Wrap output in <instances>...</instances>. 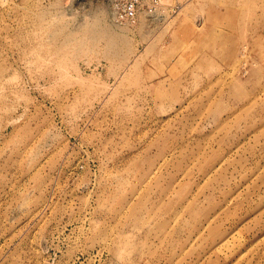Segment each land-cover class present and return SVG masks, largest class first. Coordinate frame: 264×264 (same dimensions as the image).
Returning <instances> with one entry per match:
<instances>
[{"label": "rangeland", "instance_id": "rangeland-1", "mask_svg": "<svg viewBox=\"0 0 264 264\" xmlns=\"http://www.w3.org/2000/svg\"><path fill=\"white\" fill-rule=\"evenodd\" d=\"M115 8L0 0V264H264V0Z\"/></svg>", "mask_w": 264, "mask_h": 264}, {"label": "built area", "instance_id": "built-area-1", "mask_svg": "<svg viewBox=\"0 0 264 264\" xmlns=\"http://www.w3.org/2000/svg\"><path fill=\"white\" fill-rule=\"evenodd\" d=\"M114 1H116L115 13H117V18H118L117 20L120 23H123V21L135 17L138 11L139 0H114Z\"/></svg>", "mask_w": 264, "mask_h": 264}, {"label": "bare ground", "instance_id": "bare-ground-1", "mask_svg": "<svg viewBox=\"0 0 264 264\" xmlns=\"http://www.w3.org/2000/svg\"><path fill=\"white\" fill-rule=\"evenodd\" d=\"M114 21H116V19H114ZM114 23H117V21L114 22ZM117 24H118V25L122 24V25H126V26H127V25H129L130 23H120V24H119V22H118Z\"/></svg>", "mask_w": 264, "mask_h": 264}]
</instances>
